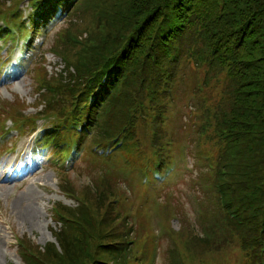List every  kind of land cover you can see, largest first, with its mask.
<instances>
[{
    "label": "trees",
    "instance_id": "trees-1",
    "mask_svg": "<svg viewBox=\"0 0 264 264\" xmlns=\"http://www.w3.org/2000/svg\"><path fill=\"white\" fill-rule=\"evenodd\" d=\"M37 4L32 37L45 34L59 18L56 8L72 13L66 21L76 16L90 24L71 30L65 23L63 47L60 41L53 45L65 67L40 88L43 109L29 122L45 114L56 122L58 134L37 144L55 148L54 156L62 159L76 157L85 144L97 146L118 165L110 179L100 176L86 189L69 183L62 188L78 206L59 204L53 210V220L61 224L54 232L59 250L54 244L40 248L21 242L25 262L132 264L139 230L118 205L117 174L122 180L126 173L120 161L127 158L135 167L165 173L171 169L173 151L184 144L194 145L195 160L206 167L208 190L203 187L199 212L200 218L208 214L206 228L213 238L182 227L170 235L176 251L171 264H189L194 254L217 253L233 245L241 250L243 264H264V0ZM181 93L189 98L188 104L181 103L183 111L196 115L195 135L175 132L187 139L177 142L168 125L181 110ZM21 109L11 111L16 127L25 122L18 115ZM87 154L97 163L108 162L89 149L81 156ZM206 205L210 209L203 211Z\"/></svg>",
    "mask_w": 264,
    "mask_h": 264
},
{
    "label": "rangeland",
    "instance_id": "rangeland-1",
    "mask_svg": "<svg viewBox=\"0 0 264 264\" xmlns=\"http://www.w3.org/2000/svg\"><path fill=\"white\" fill-rule=\"evenodd\" d=\"M0 7H4L2 3H0ZM0 19H3L1 14ZM65 23L67 24L66 28L68 29L69 27L71 30L73 26H82L83 28L90 26L87 18L82 19L76 16L62 24L59 22L58 24L52 25L45 36L36 40L38 43L36 49L28 53V58L25 62V64H28V66L25 67L26 70L17 72L15 78H4L7 72L3 71L8 62L5 50L10 45V42L4 41L3 37L0 36V67L3 68V70L0 71V120L3 119V115L9 114V111L18 109L19 107H22V113L26 116H32L35 112L39 113L42 111L43 107L39 106L41 103H38L39 94L41 93L38 80L40 75L35 77L32 71L35 67L41 66L47 76H53L55 72L64 68V62L59 57L53 55L50 49L56 44V41H60L61 47H63L62 32L64 31L62 30L66 29L63 25ZM12 24H14V22H12ZM1 25L2 22H0V26ZM59 29L61 30V34L57 35ZM20 41L18 42V46L14 49V52L18 51L19 45H21ZM42 43L43 46L41 47ZM21 57L22 55L19 58L17 57V61H19ZM12 63H14V61H12ZM42 75L43 71H41V77ZM179 101L178 107L183 111L181 103L184 102L188 104V94L181 93L179 95ZM58 104L61 105V103ZM49 126V121L47 120L45 123L37 122L33 133L27 132L21 136H16L10 121L5 120L4 129H8L9 131L7 132V137L1 140V145L6 148L8 152L7 156H0V170L9 166L16 155H20L16 166L21 165L20 158L22 156H24L23 159L27 157L28 151L33 147L36 133L39 131H46ZM10 137H13L12 140L9 139ZM183 140L187 139L183 136ZM9 141H11V143H9ZM13 148L14 150H11ZM48 157L49 155H35V157L32 158L34 162H38L40 168L35 170L27 179L9 184L0 181V264H25L17 252L16 240L18 238H22L24 241H29L40 247H44L50 243H56L53 233L58 232L60 226L58 223L55 224L51 220V206L57 202L74 206L71 200L62 197L59 187L61 186L63 176L69 178L71 185L79 190L82 188L86 189V185L96 182L100 176H103V178L106 176L109 179L111 178L110 173L104 174V170L96 164L91 166L89 161L78 159L74 167L68 170L67 173L62 172V176L59 172H61L60 168H65L63 162H61V166H56V162H49L50 157ZM29 165H31L30 162ZM187 165L189 166V179L194 176L197 177V173H200V170L204 169L202 167H193L191 166L192 163ZM143 177L148 179L151 183H154L153 173L145 169L131 175L132 180L137 183H141ZM126 180V183L119 180L118 189L121 192H125L127 198L125 200L129 201L136 193V189L130 184L129 178ZM175 187L176 184L173 183L171 187L162 188V190L159 191L161 198L158 199L155 196L150 197L149 202L143 203L140 208H136L133 211V216L139 227L148 225L150 229L159 232L161 228L177 230L180 227L192 225L195 222L193 210L190 206L194 202L193 194L197 195L198 192L197 184L191 182L190 184H183L180 188L175 190L174 193L172 188ZM27 195L33 197V206L36 205L39 208L37 211L38 218L35 224L32 225H27L26 222L22 223L18 216L20 211L18 208L25 206L21 205L17 206L15 209L13 208L14 204H20V200ZM164 196H169L171 198L166 202L163 199ZM164 208L167 211L166 215H169L170 212V216L166 222L162 216L158 215L159 212L164 213ZM198 223L207 225L208 220H198ZM137 236L138 234H136V237ZM156 238L158 241L157 249H159L160 246L162 248L170 246L166 236L158 234ZM136 252H138V250H136ZM239 253L240 252L228 250L222 255L223 261H210L208 259V262H205L198 257L194 258L190 264H237ZM151 264L167 263L165 261L160 263V256L157 252Z\"/></svg>",
    "mask_w": 264,
    "mask_h": 264
},
{
    "label": "bare ground",
    "instance_id": "bare-ground-1",
    "mask_svg": "<svg viewBox=\"0 0 264 264\" xmlns=\"http://www.w3.org/2000/svg\"><path fill=\"white\" fill-rule=\"evenodd\" d=\"M34 199L31 195L25 196L23 199L20 200V204H14L13 208L15 209L17 206H25L20 209L18 216L21 222H26L27 225L35 224L36 219L38 218V207L35 205L33 206ZM25 203V205H24Z\"/></svg>",
    "mask_w": 264,
    "mask_h": 264
}]
</instances>
